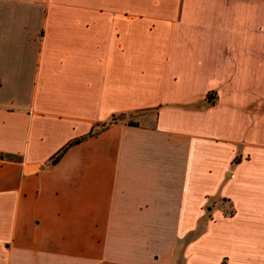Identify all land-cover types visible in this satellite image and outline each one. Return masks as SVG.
<instances>
[{
	"label": "crops",
	"instance_id": "crops-1",
	"mask_svg": "<svg viewBox=\"0 0 264 264\" xmlns=\"http://www.w3.org/2000/svg\"><path fill=\"white\" fill-rule=\"evenodd\" d=\"M222 257L264 264V0H0V264Z\"/></svg>",
	"mask_w": 264,
	"mask_h": 264
},
{
	"label": "rangeland",
	"instance_id": "rangeland-1",
	"mask_svg": "<svg viewBox=\"0 0 264 264\" xmlns=\"http://www.w3.org/2000/svg\"><path fill=\"white\" fill-rule=\"evenodd\" d=\"M139 113L138 112H136V113H130V114H127V115H124V116H120V117H123V118H125V119H127V120H132V119H135V118H137V117H139ZM220 202L221 203H225L224 201H221L220 200ZM225 206H226V203L224 204ZM223 205V206H224ZM199 229H202L201 227L199 228ZM197 228L195 229V231H193V232H190V234L188 235L189 236V238H191V236L192 235H196V233H197ZM180 246H181V244H179V248H180ZM221 252H224L223 250H217L216 249V252L215 253H212V256H213V254H215V256H220V254H221ZM210 254V253H209ZM215 256H213V257H215ZM214 259V258H213ZM215 259H216V257H215ZM217 260V259H216ZM178 264V263H177ZM217 264H226V260H225V258H219V262L217 263Z\"/></svg>",
	"mask_w": 264,
	"mask_h": 264
},
{
	"label": "trees",
	"instance_id": "trees-1",
	"mask_svg": "<svg viewBox=\"0 0 264 264\" xmlns=\"http://www.w3.org/2000/svg\"><path fill=\"white\" fill-rule=\"evenodd\" d=\"M57 158V156L55 157V159Z\"/></svg>",
	"mask_w": 264,
	"mask_h": 264
}]
</instances>
